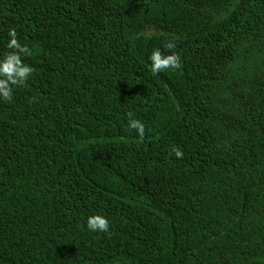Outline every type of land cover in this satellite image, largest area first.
I'll use <instances>...</instances> for the list:
<instances>
[{
	"label": "trees",
	"instance_id": "trees-1",
	"mask_svg": "<svg viewBox=\"0 0 264 264\" xmlns=\"http://www.w3.org/2000/svg\"><path fill=\"white\" fill-rule=\"evenodd\" d=\"M9 28L0 264H264V0H0Z\"/></svg>",
	"mask_w": 264,
	"mask_h": 264
},
{
	"label": "clouds",
	"instance_id": "clouds-1",
	"mask_svg": "<svg viewBox=\"0 0 264 264\" xmlns=\"http://www.w3.org/2000/svg\"><path fill=\"white\" fill-rule=\"evenodd\" d=\"M8 36L9 39L5 45L8 51L0 55V100L4 101H10L14 90L24 85L33 73L32 66L23 59L24 56L30 54L28 46L19 40L15 28H9ZM175 47V42L169 40L163 49L157 47L148 54L152 73L158 74L181 67V57L174 51ZM127 129L135 130L139 137H143L145 125L139 119H129ZM173 151L177 158L182 157V151L179 149H173ZM86 226L93 232H107L110 223L105 215L92 214L87 217Z\"/></svg>",
	"mask_w": 264,
	"mask_h": 264
},
{
	"label": "bare ground",
	"instance_id": "bare-ground-1",
	"mask_svg": "<svg viewBox=\"0 0 264 264\" xmlns=\"http://www.w3.org/2000/svg\"><path fill=\"white\" fill-rule=\"evenodd\" d=\"M97 250V249H96ZM98 251V250H97Z\"/></svg>",
	"mask_w": 264,
	"mask_h": 264
}]
</instances>
